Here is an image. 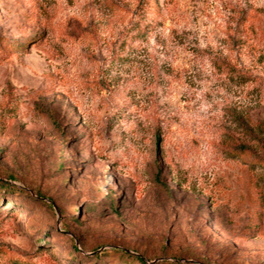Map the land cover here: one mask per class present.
<instances>
[{"label":"rangeland","instance_id":"1","mask_svg":"<svg viewBox=\"0 0 264 264\" xmlns=\"http://www.w3.org/2000/svg\"><path fill=\"white\" fill-rule=\"evenodd\" d=\"M118 251L264 264V0H0V264Z\"/></svg>","mask_w":264,"mask_h":264},{"label":"trees","instance_id":"2","mask_svg":"<svg viewBox=\"0 0 264 264\" xmlns=\"http://www.w3.org/2000/svg\"><path fill=\"white\" fill-rule=\"evenodd\" d=\"M72 247H73V246H72ZM116 254H117L118 256L125 257V258H126V257H128V258L131 257V256H129V255L119 253V251H118ZM101 257H102V256H101L100 254H98V255L95 257V259H101ZM132 258H133V259H132ZM131 259H132V260H128V259L126 260V259H125V261H123V262L126 263V264L131 263L132 261H134L135 263H138V264L140 263V259L137 258V257L132 256Z\"/></svg>","mask_w":264,"mask_h":264}]
</instances>
